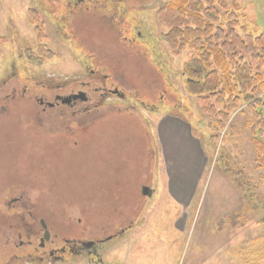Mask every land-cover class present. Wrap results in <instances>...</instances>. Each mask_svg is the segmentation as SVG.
Listing matches in <instances>:
<instances>
[{
  "label": "rangeland",
  "instance_id": "obj_1",
  "mask_svg": "<svg viewBox=\"0 0 264 264\" xmlns=\"http://www.w3.org/2000/svg\"><path fill=\"white\" fill-rule=\"evenodd\" d=\"M166 1L0 0L1 264H26L15 258L23 214L65 239L125 229L105 247L111 264H264V206L246 211L244 200L264 203L252 113L243 107L215 129L186 91L190 50L176 55L162 38ZM228 1L248 32L264 30V0ZM101 81L125 97L42 110V98L81 89L91 104Z\"/></svg>",
  "mask_w": 264,
  "mask_h": 264
},
{
  "label": "trees",
  "instance_id": "obj_2",
  "mask_svg": "<svg viewBox=\"0 0 264 264\" xmlns=\"http://www.w3.org/2000/svg\"><path fill=\"white\" fill-rule=\"evenodd\" d=\"M30 13L33 22L40 23L37 15ZM157 16L167 28L162 38L171 51L179 55L190 50L183 68L186 91L197 97L203 113L215 117V129L225 128L233 112L250 109L248 124L253 129L256 160L264 168V30L248 32L240 21L241 14L228 0H167ZM35 28L40 31L38 25ZM38 39L43 40V34ZM39 49L42 55L52 53L42 44ZM223 169L244 187L229 166ZM244 200L246 211H259L264 206L251 194L245 193ZM236 216L242 218L240 213Z\"/></svg>",
  "mask_w": 264,
  "mask_h": 264
},
{
  "label": "flooded vegetation",
  "instance_id": "obj_3",
  "mask_svg": "<svg viewBox=\"0 0 264 264\" xmlns=\"http://www.w3.org/2000/svg\"><path fill=\"white\" fill-rule=\"evenodd\" d=\"M97 76L98 78L102 77L99 75ZM85 84L88 87L89 83ZM99 85L100 86L97 84L96 87L90 88L93 90L94 95L98 93L96 100H94L91 104L89 101L92 98L85 95L88 94L86 89H81L79 91L80 95L74 94L75 96L72 95L74 97L68 99L64 98L62 95H56L54 102L45 101L43 98L39 100V102L44 105L42 110L44 112L46 111L47 114L50 115L51 110H58L57 108L59 106L62 108L63 106H61V104H67L72 108L81 107V109L83 108L84 110L92 108L93 111L101 106L102 102L107 99H111H105L108 95H111V93L118 94L122 98L123 96L125 97L124 93L119 92L120 90L118 87H115L116 89H112V87L107 85L104 81H101ZM88 103L90 104L89 107ZM61 108L59 110H61ZM81 116L83 115H80V117ZM58 117L60 118L59 120H62L66 117V115L64 117V113L59 112ZM95 120H98V118H95L94 121ZM20 216L22 218L20 224L22 226L21 228L23 233H20L18 229L17 238H21L24 235L25 240H20L19 243L16 244V247H20L23 251L19 252V254L15 253V258L18 260H24L26 264H68L72 261H77V264H111L110 262H104L102 259V255L105 253V247H107L109 242L114 240L115 237H121L123 233H125V229H122L116 235H109L104 238L94 240L65 239L62 234L54 233L51 230L48 219L41 218L39 221H35V219H31L34 217L33 214L28 215L30 216V219L28 220L25 219L26 215L23 214ZM46 229L49 230L50 233L48 239L45 238ZM25 249H27L26 254H24Z\"/></svg>",
  "mask_w": 264,
  "mask_h": 264
},
{
  "label": "crops",
  "instance_id": "obj_4",
  "mask_svg": "<svg viewBox=\"0 0 264 264\" xmlns=\"http://www.w3.org/2000/svg\"><path fill=\"white\" fill-rule=\"evenodd\" d=\"M171 182H172V185H173V187H174V189H172V190L175 192V195H176V197H177V195H178V191H179V185H178L179 178L176 177V176H174V177H172Z\"/></svg>",
  "mask_w": 264,
  "mask_h": 264
},
{
  "label": "water",
  "instance_id": "obj_5",
  "mask_svg": "<svg viewBox=\"0 0 264 264\" xmlns=\"http://www.w3.org/2000/svg\"><path fill=\"white\" fill-rule=\"evenodd\" d=\"M143 194L144 195H147V196H151L152 195V191L150 190L149 187H144L143 188ZM50 236V233H49V230L46 229V232H45V238H49Z\"/></svg>",
  "mask_w": 264,
  "mask_h": 264
}]
</instances>
